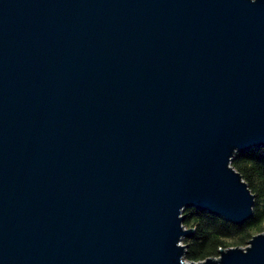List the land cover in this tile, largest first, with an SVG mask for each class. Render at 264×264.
<instances>
[{
    "label": "water",
    "instance_id": "water-1",
    "mask_svg": "<svg viewBox=\"0 0 264 264\" xmlns=\"http://www.w3.org/2000/svg\"><path fill=\"white\" fill-rule=\"evenodd\" d=\"M263 147L264 0H0V264H264L182 243Z\"/></svg>",
    "mask_w": 264,
    "mask_h": 264
},
{
    "label": "trees",
    "instance_id": "trees-1",
    "mask_svg": "<svg viewBox=\"0 0 264 264\" xmlns=\"http://www.w3.org/2000/svg\"><path fill=\"white\" fill-rule=\"evenodd\" d=\"M232 165L255 194L254 215L243 224H235L195 208L185 210L183 224L194 228L192 237L183 240L187 245V261L200 262L217 256L220 249L227 247H245L255 234L264 231V147L235 153Z\"/></svg>",
    "mask_w": 264,
    "mask_h": 264
},
{
    "label": "rangeland",
    "instance_id": "rangeland-1",
    "mask_svg": "<svg viewBox=\"0 0 264 264\" xmlns=\"http://www.w3.org/2000/svg\"><path fill=\"white\" fill-rule=\"evenodd\" d=\"M184 241H182V243H183Z\"/></svg>",
    "mask_w": 264,
    "mask_h": 264
}]
</instances>
